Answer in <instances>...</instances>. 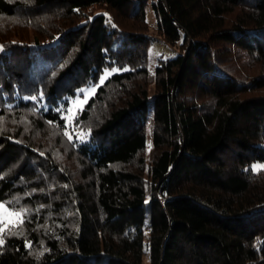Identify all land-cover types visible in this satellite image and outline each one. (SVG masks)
<instances>
[{"label": "trees", "instance_id": "1", "mask_svg": "<svg viewBox=\"0 0 264 264\" xmlns=\"http://www.w3.org/2000/svg\"><path fill=\"white\" fill-rule=\"evenodd\" d=\"M148 5L0 0V264H264V0H153V79Z\"/></svg>", "mask_w": 264, "mask_h": 264}, {"label": "rangeland", "instance_id": "2", "mask_svg": "<svg viewBox=\"0 0 264 264\" xmlns=\"http://www.w3.org/2000/svg\"><path fill=\"white\" fill-rule=\"evenodd\" d=\"M152 3H153V0H149V5L147 6V12H148L147 19H148V22H149L150 27H151V36L153 37V40H152L150 47H149V55H150L149 70H150V74H151V79L154 78V74H155L159 59L171 60V59L177 58L181 54L180 45L183 42V38H182L177 46H172L156 33L157 18H156L154 11H153ZM106 72L109 73V75L104 80V82L110 76H112L114 73H117V71L116 72L106 71ZM104 76H105V74L102 77H104ZM94 87L97 91L99 86H91V87H87V88L83 89V95L79 96V97H77L71 101L70 106H69V109H71V112L67 111V115H66V117L70 116L72 118L71 120L66 119L68 125L72 124V122L74 121V118L76 117V114L81 110V107L83 108L88 103V101L91 99V97L95 95L96 91L94 93L91 91ZM153 93H154V82L151 84L150 95L152 96ZM84 100H87V103H84L83 105H81L80 102L84 101ZM148 120H149V127L147 130V143H148V146L150 148L153 144V128L151 127V124L153 121L152 103L150 104V108H149V112H148ZM259 165H264V164H259ZM262 168H264V167H262ZM0 204H3V203H0ZM0 211L11 212L6 206H5L4 210H0ZM8 219L17 223L21 220V217H9ZM5 223L7 224V222H5ZM7 225H9V224H7ZM143 264H148V260L146 257L144 258Z\"/></svg>", "mask_w": 264, "mask_h": 264}, {"label": "snow or ice", "instance_id": "3", "mask_svg": "<svg viewBox=\"0 0 264 264\" xmlns=\"http://www.w3.org/2000/svg\"><path fill=\"white\" fill-rule=\"evenodd\" d=\"M4 50H5V46L0 45V51H4ZM123 70L127 71L128 69H123ZM112 71L116 72V71H119V70L118 69H113ZM108 75H109V73L106 72L105 76L101 78V80L99 82L101 85H103L104 80L107 78ZM91 91L94 93L96 91L95 87ZM41 97H43V93H41ZM30 99L31 100H36L37 97L36 96H31ZM80 103H81V105H83L84 103H87V100L81 101ZM81 110H83L82 107H81ZM67 111L71 112V109H68ZM66 119L71 120L72 118L69 116V117H66ZM49 123H51V122H49ZM65 134L67 135V133H65ZM68 138H69V140H71L72 136L69 135ZM80 139L83 140V137H80ZM262 167H264V165L257 164V165L253 166L254 170H259ZM4 209H5V205L4 204H0V210H4ZM25 211H27V210L26 209H22L19 212H17V211H11V212L0 211V225H4V226H0V233H3L5 231V227L7 226V224H12V227L15 228L16 227V223L13 222L12 220H9L8 218L9 217H22ZM5 222H7V224ZM19 223L23 224V220L21 219L19 221ZM16 234H19V233H16ZM4 242L5 241L3 239V236H0V245H3ZM27 246L31 247V244L29 243V244H27Z\"/></svg>", "mask_w": 264, "mask_h": 264}, {"label": "built area", "instance_id": "4", "mask_svg": "<svg viewBox=\"0 0 264 264\" xmlns=\"http://www.w3.org/2000/svg\"><path fill=\"white\" fill-rule=\"evenodd\" d=\"M165 198H166V194L165 193L163 195L161 194V196H159L160 202L165 203Z\"/></svg>", "mask_w": 264, "mask_h": 264}]
</instances>
